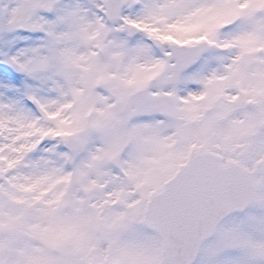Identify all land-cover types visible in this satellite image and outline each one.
<instances>
[{
  "label": "snow or ice",
  "instance_id": "6c2138e0",
  "mask_svg": "<svg viewBox=\"0 0 264 264\" xmlns=\"http://www.w3.org/2000/svg\"><path fill=\"white\" fill-rule=\"evenodd\" d=\"M0 264H264V0H0Z\"/></svg>",
  "mask_w": 264,
  "mask_h": 264
}]
</instances>
